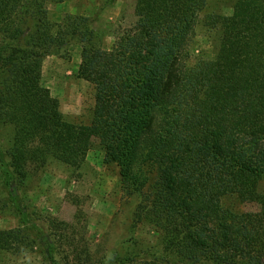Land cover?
Returning <instances> with one entry per match:
<instances>
[{
    "label": "trees",
    "instance_id": "16d2710c",
    "mask_svg": "<svg viewBox=\"0 0 264 264\" xmlns=\"http://www.w3.org/2000/svg\"><path fill=\"white\" fill-rule=\"evenodd\" d=\"M46 1L0 0V124L13 129L4 185L47 156L78 168L96 141L138 199L136 222L158 236L133 264H264V209L225 204L255 198L264 179V0H235L208 22L210 60L191 54L206 0H136V21L108 50L89 43L96 34L79 17L72 34L95 90L88 125L65 121L40 84L45 47L63 34Z\"/></svg>",
    "mask_w": 264,
    "mask_h": 264
},
{
    "label": "rangeland",
    "instance_id": "374dc122",
    "mask_svg": "<svg viewBox=\"0 0 264 264\" xmlns=\"http://www.w3.org/2000/svg\"><path fill=\"white\" fill-rule=\"evenodd\" d=\"M136 0H48L47 19L60 27L61 41L45 47L40 84L58 101L65 121L88 125L95 90L84 79L81 33L72 34L78 18H86L96 36L89 42L108 50L115 38L136 21ZM235 0H206L197 15L193 58L210 60L217 32L208 22L229 16ZM69 33L72 40L65 39ZM68 40V41H67ZM13 129L0 124V159H8ZM25 165L26 177L17 183L0 179V264H133L151 258L158 248L156 230L137 223L138 199L122 190L119 168L110 153L94 142L78 168L46 157ZM6 171V169H3ZM1 175V174H0ZM226 205L245 211L264 209V179L255 198ZM148 253V254H147ZM124 260V262H123ZM123 262V263H122Z\"/></svg>",
    "mask_w": 264,
    "mask_h": 264
}]
</instances>
